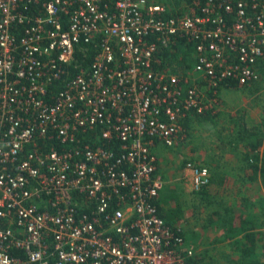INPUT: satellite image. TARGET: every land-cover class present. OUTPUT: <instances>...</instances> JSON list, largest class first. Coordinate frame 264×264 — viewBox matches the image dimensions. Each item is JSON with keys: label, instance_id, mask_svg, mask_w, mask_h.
Listing matches in <instances>:
<instances>
[{"label": "built area", "instance_id": "1", "mask_svg": "<svg viewBox=\"0 0 264 264\" xmlns=\"http://www.w3.org/2000/svg\"><path fill=\"white\" fill-rule=\"evenodd\" d=\"M80 42L99 49L71 75ZM180 43L184 73L161 52ZM262 68L264 0H0V264H194L158 151Z\"/></svg>", "mask_w": 264, "mask_h": 264}, {"label": "crops", "instance_id": "2", "mask_svg": "<svg viewBox=\"0 0 264 264\" xmlns=\"http://www.w3.org/2000/svg\"><path fill=\"white\" fill-rule=\"evenodd\" d=\"M173 69V68H172ZM174 70V69H173ZM258 84H261L260 81L253 83L251 86H257ZM240 85H237V83H234L232 86L224 87L221 89V109H218V112L215 114H212L213 117H217L219 128L215 131V136L212 138H206L204 136V133L202 129L196 130L191 135V128L190 125H192L194 118H188L184 121V131L183 136L179 140V143L174 149L166 150L167 153L165 154V158L160 155L159 157V163H158V171L163 175L165 184L169 183L170 187L175 188L178 190L179 193H182V191H179L178 185H182L180 176L183 175V178H185V190L183 193L191 192V179H190V171L185 168L184 164L182 167H178V164L184 161L187 158H193L197 159L199 161H202L206 165H208L211 169L212 173V181L209 185V191L213 194H229L230 196L234 194V196L244 195V192L240 189V184L246 185V190L250 188H257L263 192L262 196H264V187L261 183V177H260V157L262 156L263 147L264 144L260 145L257 150H255V154L253 153L254 145L257 146L259 139H261L262 134L260 137L255 141V138L252 137L255 134H259L257 130H255V125L252 127L255 132L251 131L250 124L248 123L250 121H258V119H251V115L256 114L260 111L258 107H261V113L264 112L263 109V103H264V85L261 87H257V89L261 88L260 91H255L253 89H250L252 94H250L249 98L248 96L244 98V102L238 106H236L235 110L239 108H243V110H246L247 101L251 102L252 100H256V96L261 97L260 104H252V107L248 108V115H246V118H250V121L243 119L241 121L240 118L239 122L237 124L232 122H227L224 118V108L228 106L230 109L233 110L232 106L234 104V100L237 97L238 92H242L239 88ZM251 86H245V87H251ZM224 89V90H223ZM240 90V91H239ZM223 91V93H222ZM254 92V93H253ZM249 98V99H248ZM233 112V111H232ZM261 113H257L258 115ZM233 115V114H232ZM231 123V124H229ZM223 124V125H222ZM249 127V128H248ZM243 129V130H242ZM247 129V130H246ZM244 131V132H242ZM232 133L233 136L236 137V139H232L233 137L230 136ZM244 133H247V135H250V138H247L246 140L243 139L245 135ZM190 135L193 136V138H190ZM231 137V138H230ZM197 139V140H196ZM263 139V138H262ZM191 141V142H190ZM264 141V140H263ZM262 148V150H261ZM160 150H162L160 148ZM178 152H180L181 155H178ZM256 154L259 155V159L254 161H250L251 158H256ZM166 161L167 170L169 169L168 173H162L161 171H166V167L162 168V163ZM257 164L258 168L254 169L252 168V165ZM177 168L181 169L180 176L174 175ZM165 175L168 176L167 181L165 180ZM208 190V189H207ZM258 191V190H257ZM264 198V197H263ZM262 202H264V199H261ZM255 202V201H253ZM263 205V204H262ZM187 216L186 221L183 223L180 222L179 226L181 228V231L183 232L184 236L186 235L187 239V245L189 247H194V249L198 246L200 249H195L196 254L195 256H200L202 258L208 253L207 249H218V248H225L227 252H231L232 249H234V241L237 238H228L226 237V230L223 228H219L217 235H211L208 231L209 227H211V224H207L205 226L203 223H195L196 219L192 214V211L190 209L187 210ZM252 227L257 230H264V228L260 227V225L264 224V220L259 217H255L252 219ZM264 227V226H263ZM213 228V227H212ZM215 236V237H214ZM233 245V247H232ZM203 248V249H202ZM232 248V249H231ZM210 249V250H212ZM194 261H196L194 257ZM202 261V259H201ZM229 261V260H228ZM197 262V261H196ZM198 264V263H197Z\"/></svg>", "mask_w": 264, "mask_h": 264}, {"label": "rangeland", "instance_id": "3", "mask_svg": "<svg viewBox=\"0 0 264 264\" xmlns=\"http://www.w3.org/2000/svg\"><path fill=\"white\" fill-rule=\"evenodd\" d=\"M177 64H179V63H173L174 66H176ZM181 66L182 65L179 64L176 67H181ZM261 74H262V78L260 80L261 84H258L257 86H251V87L239 86V88H240V90H242V92L241 93L238 92L237 97L235 99H233L234 100V104L232 106L233 110H229L230 108L228 106H226L224 108L223 118L227 122H232V123L237 124L239 122V120H237L238 118H240L241 121H243V119L250 121V118H246V115L249 114L248 108L252 107L253 103L257 104V105L260 104L259 100H261V97L256 96V98H255L256 100H252L251 102L247 101L246 110H243V108H239V109L235 110L236 109L235 107L242 104L244 102V98H246L248 95L250 96V94H252L251 93L252 91L250 89H253L255 91L256 90L260 91L261 88L257 89V87H261L262 85H264V71H263V69H261ZM224 89H226V88H224ZM263 91H264V88H263ZM222 93H223V91H222ZM249 98H251V97H249ZM258 98H259V100H258ZM262 106H263L262 110H264V103ZM258 108L261 111V107H258ZM257 111L258 112H256V114H253L250 117L252 120L258 119V121H250L248 123V125L250 124V128L249 127L248 128L251 131L255 132L254 129L252 128L255 125V127H256L255 130H257L259 133V134H255L252 137L253 139L255 138V141H257V139L260 137L261 134H262L261 138H263V140H264V112L261 113L259 110H257ZM257 113H261V114L258 115ZM193 118H194L193 123H192V125H190L191 128H189V130L192 129L191 135L197 129L198 130L202 129L204 136L206 138H212L213 136H215V131L219 128V124H220L218 122V120L216 119L217 117H213V115H212L211 118H203V116H195ZM229 124H231V123H229ZM242 132H244V131H242ZM191 135H190V138L192 139L193 136H191ZM243 135H245L243 137L244 140H246L247 138H250V135H247V133H244ZM230 136L233 137L232 139H236V137L233 136L232 133L230 134ZM161 149L162 150L159 149L158 155H159V157L161 155L162 157L165 158V156H166L165 154L167 153L166 150L169 151V148L162 147ZM261 150H262V148H261ZM178 155H181L180 152H178ZM253 158H251L250 161H255L254 160L255 158L254 159ZM183 164L185 166L184 161L179 163L178 167L179 166L182 167ZM167 166H170V165H167L166 161L164 163H162V168L166 167V171H161L162 173H168L169 169L167 170ZM180 172H181V169L177 168L174 175H177L179 177ZM167 177L168 176L165 175L166 181L168 179ZM180 179H181L182 185H178V187L180 188L179 191L181 190L182 193H179L178 190H176L173 187H170L169 183H166L164 185V188L160 192L158 199H157L158 206L162 207L163 213L169 214L171 224L175 228H180V227H178L180 222L182 221L184 223L186 221L188 209H190L192 211L191 216L193 215L194 218L196 219V222H195L196 224L197 223H203L205 226H207V224H211V227H209V229H208V231L211 235H217L220 227L223 228L224 230H226V228H224V226L227 227V223H226L227 215H228L227 209H229V208H233L235 210V212H239L240 215H248L249 218H251V219H254L255 217H259V218L262 217V219L264 220V202L261 201V199H264L263 198L264 196H262L263 192L261 190L257 189L256 187L246 190V185L239 183L240 189L244 192V195L241 194L239 196H234L235 191L233 192L234 194H232L231 196L229 194H222V195L213 194V193H210L208 187L199 193H195L193 191L183 193V191L185 190L186 180H185V178H183V175L180 176ZM173 195H176V197L172 198ZM253 201H255V202H253ZM263 226H264V224L260 225V227L264 228ZM262 231H264V230H262ZM184 237H185V240L187 242L186 235ZM263 243H264V241H263ZM226 247H227V245H226ZM226 247L225 248H218V249L210 248L212 250L207 249L208 253L205 256H203L202 258H200V256L196 255L195 259L197 262L194 261L195 264H197V263L198 264H227L228 260L230 261L232 258L233 249L231 248L232 253H230V252H227ZM232 247H233V245H232ZM192 248L194 249V247H192ZM195 249L197 250L200 248L198 246V248L196 247ZM195 254H196V251H195ZM258 257H260V259H264V251H261V254ZM201 259H202V261H201Z\"/></svg>", "mask_w": 264, "mask_h": 264}, {"label": "trees", "instance_id": "4", "mask_svg": "<svg viewBox=\"0 0 264 264\" xmlns=\"http://www.w3.org/2000/svg\"><path fill=\"white\" fill-rule=\"evenodd\" d=\"M99 46L96 42L85 43L80 42L77 44L75 53L72 61L68 65L69 72L71 75H75L80 72L82 69H90L91 62ZM173 63H179L182 66L176 67L173 63H164V66H169L174 69L177 73H184L192 65L194 50L187 43H180V45L173 47L172 49H164L161 51ZM263 69V68H262ZM264 71V69H263ZM211 114H206L203 118H211ZM264 144L263 139H259V142L254 145L253 153L258 149L260 145ZM259 159V155L256 154L255 161ZM260 177L261 183L264 187V147L262 156L260 157ZM254 161V162H255ZM252 168L257 169L258 165L253 164ZM176 197L173 195L172 198ZM160 214L164 217L169 225L171 224L169 214L163 213L162 207L159 206ZM162 211V212H161ZM227 227L226 228V237L228 238H237L234 241V249L232 258L228 261L227 264H264V259L258 257L261 254V251H264V231L257 230L252 227V219L248 215H240L239 212H235L233 208L227 209ZM168 219V220H167ZM194 261V258L192 262ZM195 264V262H193Z\"/></svg>", "mask_w": 264, "mask_h": 264}]
</instances>
